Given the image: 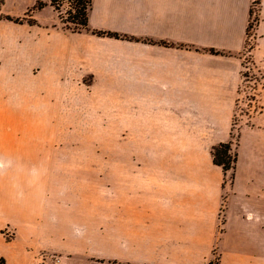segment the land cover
<instances>
[{"label": "crops", "instance_id": "crops-1", "mask_svg": "<svg viewBox=\"0 0 264 264\" xmlns=\"http://www.w3.org/2000/svg\"><path fill=\"white\" fill-rule=\"evenodd\" d=\"M254 1L92 0L91 29L135 39L91 35L94 48L85 49L86 71L97 83H130V172L77 173L58 182L84 203L73 220L78 231L65 240L38 213L30 210L28 218L14 198L29 182L9 180L11 168L0 167V259L28 264L40 249L61 244L69 260L264 264V87L252 123L239 128L234 171L212 156L214 146L232 140ZM124 48L126 64L115 70L102 63L103 51ZM11 224L29 238L7 239L2 230Z\"/></svg>", "mask_w": 264, "mask_h": 264}, {"label": "rangeland", "instance_id": "rangeland-1", "mask_svg": "<svg viewBox=\"0 0 264 264\" xmlns=\"http://www.w3.org/2000/svg\"><path fill=\"white\" fill-rule=\"evenodd\" d=\"M86 1L57 0L55 8L51 0H0V167L11 168L7 169L9 180L21 177L29 185L37 182L32 183V189L22 187L14 202L27 210L29 219L31 210L38 213L36 218L44 226L48 220L54 223L65 240L68 231H78L73 220L79 218L78 209L84 203H80L77 190L69 191L58 182L77 173L130 172L133 154L130 83H97L94 73L86 71L89 54L85 49L94 48L91 35L129 42L134 38L91 29L89 23L87 28L78 27L74 21ZM262 8L261 0L251 5L241 53L243 83L233 118L231 161L238 155L240 126L251 124L261 106L256 99L264 87ZM103 53L102 63L117 70L116 64L127 63L122 57L129 51ZM112 76L115 79L118 75ZM47 180L54 181V187L47 188ZM29 233L23 236L14 224L2 230L15 242L29 238ZM54 246L58 249L61 244ZM72 246L77 250V244ZM57 249H40L28 264L40 263V259L49 263L59 259L60 264H125L117 260H69L66 251Z\"/></svg>", "mask_w": 264, "mask_h": 264}, {"label": "trees", "instance_id": "trees-1", "mask_svg": "<svg viewBox=\"0 0 264 264\" xmlns=\"http://www.w3.org/2000/svg\"><path fill=\"white\" fill-rule=\"evenodd\" d=\"M52 5L57 8L56 2L57 0H51ZM92 5V0H87L85 5L80 9L79 17L74 21L75 24L78 25L80 28H87L88 27V11ZM111 35L112 33H108ZM166 44L165 42H162ZM212 53H219L214 49H210ZM231 150V141L220 143L213 149V159L214 163L221 166L225 172L231 171L233 172L237 163L238 155L236 154L234 159L231 161L228 159V152ZM0 264H6L5 260L2 258L0 259ZM209 264H219V259L215 258Z\"/></svg>", "mask_w": 264, "mask_h": 264}, {"label": "built area", "instance_id": "built-area-1", "mask_svg": "<svg viewBox=\"0 0 264 264\" xmlns=\"http://www.w3.org/2000/svg\"><path fill=\"white\" fill-rule=\"evenodd\" d=\"M36 264H60V261L59 259H56L52 263H49L48 260L40 259V263H36Z\"/></svg>", "mask_w": 264, "mask_h": 264}]
</instances>
